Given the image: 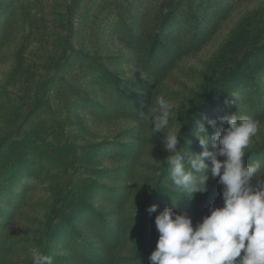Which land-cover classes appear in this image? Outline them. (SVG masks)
<instances>
[{
	"label": "rangeland",
	"instance_id": "1",
	"mask_svg": "<svg viewBox=\"0 0 264 264\" xmlns=\"http://www.w3.org/2000/svg\"><path fill=\"white\" fill-rule=\"evenodd\" d=\"M161 95L175 107L153 133L140 112ZM233 113L261 121L244 160L264 159V0H0V264H32L33 247L150 264L151 205L195 225L223 203L218 178L175 189L168 131L186 164L199 124Z\"/></svg>",
	"mask_w": 264,
	"mask_h": 264
},
{
	"label": "clouds",
	"instance_id": "2",
	"mask_svg": "<svg viewBox=\"0 0 264 264\" xmlns=\"http://www.w3.org/2000/svg\"><path fill=\"white\" fill-rule=\"evenodd\" d=\"M155 103L140 112L141 119L152 126L153 133L163 132L169 128L175 104L163 95ZM220 119L227 127L218 128L215 120H207L214 129L211 135L199 124L196 136L202 150L189 154L186 164L178 139L180 127L165 137L168 155L163 164L175 189L191 199L208 190L210 178H218L223 203L210 205L209 214L195 225L186 213L167 206L157 212V206L151 205L147 211L157 213L154 223L159 235L150 264H264V159L250 164L244 160L261 121L235 113ZM31 260L32 264H53L39 247L31 249Z\"/></svg>",
	"mask_w": 264,
	"mask_h": 264
}]
</instances>
